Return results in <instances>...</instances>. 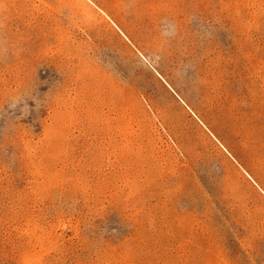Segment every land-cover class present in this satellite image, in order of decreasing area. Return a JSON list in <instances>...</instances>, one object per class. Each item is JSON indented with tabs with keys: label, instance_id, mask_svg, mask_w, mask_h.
Masks as SVG:
<instances>
[{
	"label": "rangeland",
	"instance_id": "374dc122",
	"mask_svg": "<svg viewBox=\"0 0 264 264\" xmlns=\"http://www.w3.org/2000/svg\"><path fill=\"white\" fill-rule=\"evenodd\" d=\"M0 264H264V0H0Z\"/></svg>",
	"mask_w": 264,
	"mask_h": 264
}]
</instances>
